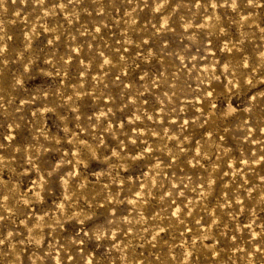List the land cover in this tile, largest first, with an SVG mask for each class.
I'll use <instances>...</instances> for the list:
<instances>
[{
    "label": "rangeland",
    "instance_id": "1",
    "mask_svg": "<svg viewBox=\"0 0 264 264\" xmlns=\"http://www.w3.org/2000/svg\"><path fill=\"white\" fill-rule=\"evenodd\" d=\"M0 264H264V0H0Z\"/></svg>",
    "mask_w": 264,
    "mask_h": 264
},
{
    "label": "bare ground",
    "instance_id": "2",
    "mask_svg": "<svg viewBox=\"0 0 264 264\" xmlns=\"http://www.w3.org/2000/svg\"><path fill=\"white\" fill-rule=\"evenodd\" d=\"M214 21V20H213ZM212 22V21H211ZM35 225V224H34Z\"/></svg>",
    "mask_w": 264,
    "mask_h": 264
}]
</instances>
